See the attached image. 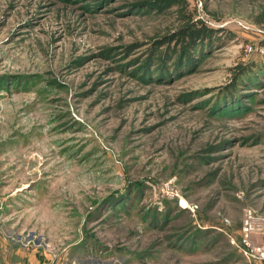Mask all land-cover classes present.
<instances>
[{"label": "rangeland", "instance_id": "1", "mask_svg": "<svg viewBox=\"0 0 264 264\" xmlns=\"http://www.w3.org/2000/svg\"><path fill=\"white\" fill-rule=\"evenodd\" d=\"M158 2L0 0V264H264V0Z\"/></svg>", "mask_w": 264, "mask_h": 264}, {"label": "built area", "instance_id": "2", "mask_svg": "<svg viewBox=\"0 0 264 264\" xmlns=\"http://www.w3.org/2000/svg\"><path fill=\"white\" fill-rule=\"evenodd\" d=\"M256 235L264 238V214L247 207L244 210L242 234L238 246L247 258L264 262V239L259 241L253 237Z\"/></svg>", "mask_w": 264, "mask_h": 264}, {"label": "trees", "instance_id": "3", "mask_svg": "<svg viewBox=\"0 0 264 264\" xmlns=\"http://www.w3.org/2000/svg\"><path fill=\"white\" fill-rule=\"evenodd\" d=\"M161 5L164 4L165 6L173 7L174 5L177 6L179 20L182 21L178 24L175 30H172L167 35L163 36L158 44L160 46L167 45V46H179L182 47L183 50L188 48L189 45H192V42H195L197 35L200 34L202 28H197L194 25L189 17L184 18L183 16V7L180 5L182 0H159ZM191 41V43H189ZM175 49V48H174ZM120 203V199H119Z\"/></svg>", "mask_w": 264, "mask_h": 264}, {"label": "crops", "instance_id": "4", "mask_svg": "<svg viewBox=\"0 0 264 264\" xmlns=\"http://www.w3.org/2000/svg\"><path fill=\"white\" fill-rule=\"evenodd\" d=\"M48 257H49V255H47ZM30 261L28 262V263H25V264H35L34 262L36 261V260H34V259H29ZM39 260L37 259V262H38ZM41 262V261H40ZM41 264H50V263H46V260H44V261H42L41 262Z\"/></svg>", "mask_w": 264, "mask_h": 264}]
</instances>
